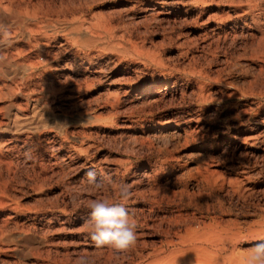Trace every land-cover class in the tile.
Instances as JSON below:
<instances>
[{
	"label": "rangeland",
	"instance_id": "1",
	"mask_svg": "<svg viewBox=\"0 0 264 264\" xmlns=\"http://www.w3.org/2000/svg\"><path fill=\"white\" fill-rule=\"evenodd\" d=\"M19 2L36 20L8 12L0 35L57 39L47 55L18 45V65L41 62L30 72L2 63L12 74L0 75V264H246L264 238V144L244 141L264 135V0ZM81 27L89 40L64 39ZM35 98L82 144L50 127H1ZM120 184L137 243L96 248L87 205L117 201Z\"/></svg>",
	"mask_w": 264,
	"mask_h": 264
},
{
	"label": "bare ground",
	"instance_id": "2",
	"mask_svg": "<svg viewBox=\"0 0 264 264\" xmlns=\"http://www.w3.org/2000/svg\"><path fill=\"white\" fill-rule=\"evenodd\" d=\"M21 0H10V2H8L9 4H5L6 7L2 6L3 8H0V17L1 19L6 16V14H8V12H10L11 14L15 15L16 17L17 16H21L25 21H28V22H32L33 20H36V13H29L27 10L23 11V7H21V3L19 2ZM7 3V2H6ZM20 3V4H19ZM3 5V4H2ZM237 12L239 13L238 15L242 16L244 11L242 9H239L237 10ZM236 13V12H235ZM9 15V14H8ZM12 15V16H13ZM236 15V14H235ZM244 16V15H243ZM21 21V19H20ZM13 22V21H12ZM15 22H16V19H15ZM22 22V21H21ZM24 22V21H23ZM245 22V21H244ZM10 24V23H9ZM17 24V23H16ZM33 25V24H32ZM45 26V29L46 27L47 28H50L51 25H47V24H44ZM10 26V25H9ZM30 27V25H29ZM32 28V27H31ZM34 29V28H32ZM53 29V28H52ZM51 29V30H52ZM30 30V29H29ZM55 30V29H54ZM54 31H52L53 33ZM56 32V31H55ZM91 31H88V29L86 28H77L76 30H73L71 31L68 36L69 38H64L66 41H71L72 43V40L74 41L75 39H78V38H86V40H89V36ZM29 31H22L20 34L23 38H7L6 36H2L0 35V41H6L5 43H0V75L3 76V77H7V74H12V73H7L4 69H2V63L4 64H8L11 66V69H13L12 67H16L17 66V70L14 71V73H16L17 75L18 74H25L27 72H30L32 69H35L37 64L40 65V63H38V60L34 61L33 63L31 64H22V65H18L16 63V56L20 55L23 51V49L25 48H22V47H19L18 45L20 43H24L26 45H28L30 48L32 47H39L41 49V51L43 52V54L47 55V52L48 50L46 49V43L45 41L47 42L49 39H57V38H29L30 34ZM35 33V32H34ZM92 36V35H91ZM73 37H76V38H73ZM93 38V37H92ZM96 38V37H94ZM91 39V38H90ZM97 40V39H96ZM52 41V40H51ZM59 41V40H58ZM63 41V40H62ZM60 42V41H59ZM82 41H78L77 45H79V43H81ZM85 42V41H83ZM94 42V41H93ZM68 43V42H67ZM88 43V41H87ZM49 44V42H48ZM76 45V44H75ZM23 46V45H22ZM50 46V44H49ZM260 46V45H259ZM53 47V46H52ZM38 48V50H39ZM28 49V48H27ZM26 53V49H24ZM35 51V50H34ZM37 51V50H36ZM28 52V51H27ZM37 54V52H36ZM49 54V53H48ZM56 54V53H55ZM38 56V55H37ZM44 56V55H42ZM75 56H76V53H75ZM34 57V56H33ZM258 55H252L249 59L251 61H254V60H257L258 58ZM35 58V57H34ZM260 58H263V53H261L260 55ZM19 59V58H18ZM17 59V60H18ZM30 59V58H29ZM32 59V58H31ZM30 59V61H32ZM47 58H45L46 60ZM34 60V59H33ZM21 64V62H19ZM4 66V65H3ZM7 66V65H6ZM5 67V66H4ZM6 68V67H5ZM10 69V67H9ZM11 69L9 70L11 72ZM7 70V68H6ZM20 76V75H18ZM12 77L11 75L9 76V78ZM16 77V75H15ZM22 78V77H21ZM3 80V79H2ZM5 84V83H4ZM7 84V83H6ZM3 85V84H2ZM10 85V84H9ZM34 85V84H33ZM8 86V85H7ZM11 87V86H9ZM167 88V87H166ZM9 90V89H8ZM43 90V89H42ZM44 97L45 95V92L41 93ZM45 94V95H44ZM41 97V95H40ZM41 97V98H42ZM152 97V93H150L149 91H147L145 93L144 96H139L137 97V100L139 101H148L150 100ZM41 99H38V98H35L31 101V103L29 105H26L27 107L25 108V113L22 114L23 116L21 115H18L20 118H17L16 116L14 118L16 119H20V120H14L12 123L11 126H9L8 123L10 122H5V123H2L3 125L1 126L2 128H5L4 130H8V131H11V132H14V133H22V132H34L35 134L38 133V131L42 128L44 129V127H50L51 130H53L56 134H59V135H66V139L70 141V143L72 145H79V144H82L83 142V137H80L79 135H77V133L73 131H66L65 130V125L66 124H60L57 122V118L60 116L59 114L56 115V113L54 114L49 107H46L44 104H42L40 102ZM17 103V102H16ZM28 103V102H27ZM15 104V103H14ZM19 104V103H18ZM17 104V106L19 107V105ZM25 105V104H24ZM11 106V105H10ZM9 106V108H10ZM16 106V107H17ZM22 106V105H21ZM12 107V106H11ZM15 107V106H14ZM15 107V108H16ZM24 107V106H23ZM11 110H13L12 108H10ZM15 110V109H14ZM13 110V111H14ZM17 110V109H16ZM9 110H7L8 112ZM12 111V112H13ZM17 112V111H16ZM243 113V112H242ZM4 115V114H3ZM12 115V114H11ZM15 115V114H13ZM8 115L5 116V118L7 117ZM10 117V116H9ZM61 117V116H60ZM65 117V116H64ZM72 116H70L71 118ZM12 118V117H10ZM9 118V120H10ZM63 117H61L60 119H62ZM68 117H66V120H69L67 119ZM74 118V117H73ZM242 118V117H241ZM241 118L236 115L235 119V124L232 125V127L234 128H239L240 126H242L244 124V122L241 120ZM4 119V118H2ZM8 119V118H7ZM78 119V118H77ZM243 119V118H242ZM63 120H65L63 118ZM72 121L74 120L71 119ZM69 120V121H71ZM247 120V119H246ZM77 121V120H76ZM80 121V120H79ZM66 122V121H65ZM64 122V123H65ZM70 123V122H69ZM37 132V133H36ZM240 132V131H239ZM248 132V131H247ZM251 132L250 135H248L247 137H245L244 141H247V140H260L261 143L264 144V135H259L257 134L255 131H249ZM26 134V133H25ZM24 134V135H25ZM234 139V138H233ZM214 232V231H213ZM17 235V234H16ZM213 235V234H212ZM216 235V234H215ZM18 236V235H17ZM217 236V235H216ZM215 238L213 237V240Z\"/></svg>",
	"mask_w": 264,
	"mask_h": 264
},
{
	"label": "clouds",
	"instance_id": "3",
	"mask_svg": "<svg viewBox=\"0 0 264 264\" xmlns=\"http://www.w3.org/2000/svg\"><path fill=\"white\" fill-rule=\"evenodd\" d=\"M6 41H0L5 43ZM87 183L96 190L104 187L102 180L97 179L94 171L86 173ZM119 198L110 202L108 199H92L88 205V218L83 227L96 248H111L115 251H126L137 243V223L132 218L126 202L131 198L128 185L118 186ZM76 264H89L84 256ZM246 264H264V238L252 243Z\"/></svg>",
	"mask_w": 264,
	"mask_h": 264
}]
</instances>
